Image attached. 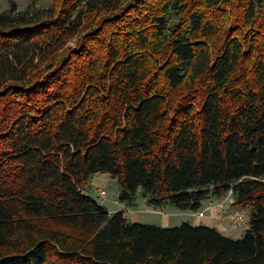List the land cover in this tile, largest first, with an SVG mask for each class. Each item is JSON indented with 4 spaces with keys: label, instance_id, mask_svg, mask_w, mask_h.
Wrapping results in <instances>:
<instances>
[{
    "label": "trees",
    "instance_id": "16d2710c",
    "mask_svg": "<svg viewBox=\"0 0 264 264\" xmlns=\"http://www.w3.org/2000/svg\"><path fill=\"white\" fill-rule=\"evenodd\" d=\"M228 193L238 240L109 215ZM0 264H264V0H53L0 15Z\"/></svg>",
    "mask_w": 264,
    "mask_h": 264
},
{
    "label": "rangeland",
    "instance_id": "374dc122",
    "mask_svg": "<svg viewBox=\"0 0 264 264\" xmlns=\"http://www.w3.org/2000/svg\"><path fill=\"white\" fill-rule=\"evenodd\" d=\"M53 3V0H0V15L3 14H10V15H18V14H27L29 17H34V16H42L45 17L48 14V9L51 7ZM95 180L90 178L87 181V185L85 187V192L87 195L98 202L101 206L106 207L107 212L109 215H112L113 213L120 211V205L118 202V195L120 193V186L116 183L115 180L111 179L109 176L106 175H100L97 174ZM97 188L102 189L105 192V196L103 198L98 197V192H96ZM232 197V196H231ZM135 201L138 199V201L141 203V200H144L143 196L141 194H137L135 196ZM227 198V196L225 197ZM214 198H208L207 200H211ZM231 201H233L232 198H230ZM221 198L219 201L216 202V208L218 203H220ZM225 200V199H224ZM227 200V199H226ZM230 200L225 201V204L223 205L226 207V214H230L233 210V206L229 203ZM205 205V200L202 203ZM147 201H145V204H143V207L141 208H136V210L132 207L129 206H124V213L130 218V222H137L140 224H146V225H155L159 226V222L156 221V219L159 218V215L155 212V208L153 207H147ZM149 206V205H148ZM218 209V208H217ZM129 211V212H128ZM196 211V213H198ZM230 211V213H229ZM167 215H169V221L167 228H173L177 227L183 223L189 224L190 222L189 218H186L187 214L192 215L194 218L196 216V213H192L191 211H182L178 210L172 207H169L165 211ZM243 216L241 214H236L241 216V221L239 225L229 223V220L225 218L224 220L221 219L222 221L227 224V227L229 231L231 232L230 235L233 237L239 236L241 231H244L247 227V221H248V215H249V210L246 208L244 209ZM192 213V214H191ZM206 215V212L204 213ZM204 215V216H205ZM234 215V214H231ZM126 217V216H125ZM247 220V221H246ZM207 221V219L202 218L201 219V224H204V222ZM233 224V225H232ZM164 228V227H161ZM166 228V227H165Z\"/></svg>",
    "mask_w": 264,
    "mask_h": 264
},
{
    "label": "crops",
    "instance_id": "0c3cea01",
    "mask_svg": "<svg viewBox=\"0 0 264 264\" xmlns=\"http://www.w3.org/2000/svg\"><path fill=\"white\" fill-rule=\"evenodd\" d=\"M96 176H98V175H93L91 178L93 180H95L94 178H96ZM106 176H108V175H106ZM100 190H102V189L97 188L96 192H98ZM219 199L220 198H214V199H211V200H205V205L202 204L203 202L201 203V207H200V211L199 212H203V214L206 212V215L204 214L205 215L204 217H205V219H207V221H205L204 224H201V219L198 220V219L194 218L192 215L187 214L186 218H189L190 219V222H188V223L190 225H192V226L203 225V226H207V227L214 228L219 233H221L222 235H224L226 237H229L231 239H234V240H238V239L241 238L242 234L247 229V227H246V229L244 231H241V233L239 234V236H236V237L231 236L230 235L231 232L229 231V229L227 227V224H225V222L222 221L221 219H219V218L217 219L216 218V215H217L216 202L219 201ZM141 201L142 202L140 203L138 201V199H137L134 202L132 208H134L136 210V208L138 209V208L143 207V204H145L146 199L141 200ZM119 205H120V208H121L120 211H124V209H125L124 206L125 205L122 204V203H119ZM147 207H150V206L147 205ZM167 208H168V206H164V207H161V208H155V212L159 215V218L156 219V221L159 222V226L160 227H164V228L166 227L167 228L168 221H169V218H170L169 215H167V213L165 212ZM244 209H246V208L238 209V208L233 207L232 208L233 211L231 213L229 211V213L230 214H241L243 216V212L242 211H244ZM223 210L226 212V210H227L226 207H224ZM192 213L194 214L196 212H192ZM124 215L126 216V218L128 220L130 219V218H128V216L125 213H124Z\"/></svg>",
    "mask_w": 264,
    "mask_h": 264
},
{
    "label": "built area",
    "instance_id": "2783aa9c",
    "mask_svg": "<svg viewBox=\"0 0 264 264\" xmlns=\"http://www.w3.org/2000/svg\"><path fill=\"white\" fill-rule=\"evenodd\" d=\"M105 196V192L103 190L98 191V197L103 198ZM227 196V198H225ZM225 197L221 198L222 200H220V203H218L217 205V215L216 218L218 219H225L227 218L229 220V223H233V224H237V226L239 225L240 221H241V216L240 215H231V214H226L225 211L223 210V205L225 204V201H229L230 200V204L232 205L233 201H231V195L230 193H228ZM225 199V200H224ZM227 199V200H226ZM196 219L200 220L202 218H204V214L203 212H198L196 213L195 216ZM232 224V225H233Z\"/></svg>",
    "mask_w": 264,
    "mask_h": 264
}]
</instances>
